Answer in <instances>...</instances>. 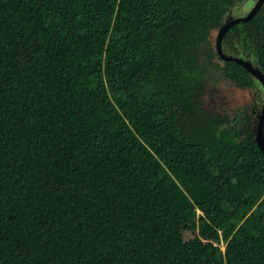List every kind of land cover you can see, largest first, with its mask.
<instances>
[{"label": "trees", "instance_id": "obj_1", "mask_svg": "<svg viewBox=\"0 0 264 264\" xmlns=\"http://www.w3.org/2000/svg\"><path fill=\"white\" fill-rule=\"evenodd\" d=\"M245 1L0 0V264H264L260 112L204 106L261 96Z\"/></svg>", "mask_w": 264, "mask_h": 264}, {"label": "rangeland", "instance_id": "obj_2", "mask_svg": "<svg viewBox=\"0 0 264 264\" xmlns=\"http://www.w3.org/2000/svg\"><path fill=\"white\" fill-rule=\"evenodd\" d=\"M257 0H246L241 3L235 9H231L227 14L225 20L228 21L233 18L244 17ZM217 34H215L216 37ZM215 88L208 91L205 97L204 106L207 107L212 112H230L239 107H255L257 113L260 112L263 102V88L260 84H257V89L261 94L260 98L257 94H254L251 90H238L233 86V84L227 81H218ZM190 235L186 234L185 238H189ZM223 249V247H222Z\"/></svg>", "mask_w": 264, "mask_h": 264}, {"label": "water", "instance_id": "obj_3", "mask_svg": "<svg viewBox=\"0 0 264 264\" xmlns=\"http://www.w3.org/2000/svg\"><path fill=\"white\" fill-rule=\"evenodd\" d=\"M264 0H257L250 11L244 16L240 18H233L224 23V25L217 31L216 35V48L219 56L225 61L235 62L238 65L242 66L251 76H253L259 84L263 88V102L261 111L257 114V125L255 131V141L259 150L264 154V135H263V122H264V73L260 70L254 68L252 64L246 60L241 58L229 57L226 56L221 49L222 40L227 33V31L238 23H244L251 20L255 14L260 9L261 5L263 4Z\"/></svg>", "mask_w": 264, "mask_h": 264}]
</instances>
